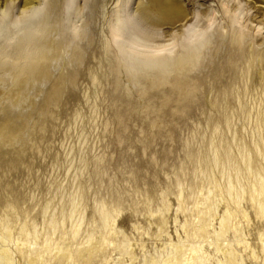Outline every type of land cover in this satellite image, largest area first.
I'll list each match as a JSON object with an SVG mask.
<instances>
[{
	"label": "bare ground",
	"instance_id": "6f19581e",
	"mask_svg": "<svg viewBox=\"0 0 264 264\" xmlns=\"http://www.w3.org/2000/svg\"><path fill=\"white\" fill-rule=\"evenodd\" d=\"M0 4V163L17 167L24 156L23 149L28 144L32 145L31 134L41 129L43 123L49 120L50 109L69 92L66 84L77 73L75 68L83 58L82 46L75 44L67 32H72L80 41L88 35L82 28L84 24L80 28L74 26L73 30L70 24H66L70 18V5L66 6L67 14L62 12L61 0H7ZM188 9L182 0H125L122 6L116 4L111 12L109 35L122 61L120 72L132 77H150L148 71L156 68L162 76L171 71L185 74L215 55L218 61L222 59L226 73L235 72L239 66L238 76L247 79L252 87L257 80L264 79V39H261L263 36L258 38L255 30L262 28L264 0H233L231 5L225 3L220 14L223 20L216 25L206 22L207 27L202 25L200 28L197 18L212 17L218 10L199 4L191 11ZM190 12L195 15V20L191 22L186 19ZM162 25L173 28L161 31ZM154 35L172 41L174 48L160 45L155 52L146 49L145 44H151L153 38L149 37ZM182 99L179 104L184 103ZM250 113L247 116L250 117ZM255 116L260 126L264 127V111ZM231 120L225 116L228 127ZM218 129L216 124L215 131ZM42 134L40 131L37 133L38 137ZM235 137L233 135L227 143H223L221 138L219 145L215 142L217 139L214 140L216 145L210 139L214 146L206 144L209 150L206 154L201 152L204 150L200 145L194 155V150L188 154L186 162L182 160L184 163L181 162L175 172L172 193L178 202L176 211L182 209L184 212L181 227H187L186 231L183 230L185 237L177 236L176 241L170 237L161 245L162 249L156 248V254L144 258L142 263L138 261V264H214V260L215 264H245L235 247L243 246L244 250L248 247L245 235L236 222V213L239 211L247 219L240 203L248 199L256 215L264 219V166L260 163L264 161V137L261 136L263 139L259 142L255 140L257 137L252 141L254 152L238 144L243 141L238 139L237 142ZM97 161V183L102 188L103 182L106 183L102 180L104 169L100 166V158ZM77 178L74 177L75 180ZM77 181L61 200L67 203L66 207H52L49 201L41 212L40 221H31L30 226H26L24 219L25 224L19 228L16 237L12 235L14 220L9 210L0 215V264H66L72 261L74 264H106L110 259L116 264L111 256L114 251L117 252V264H124L125 257L129 258V264L135 262L137 255L134 254L131 238L115 225L122 211L119 193L100 190L94 196L91 207L95 214L86 217L88 205L84 180L78 178ZM219 201L225 204L221 214L216 210ZM162 204L168 210V203L164 201ZM159 211V207L149 209L151 214ZM215 216H218L216 228L213 223ZM23 217L20 216L21 219ZM165 221L167 219L163 218L159 222L158 236ZM93 222L97 225L95 232L98 235L90 238L91 231L94 233L95 229L91 225ZM228 232L231 233L229 238L226 237ZM258 236L263 242L264 235L260 233ZM262 244V262L253 259L254 262L249 264H264V242ZM250 253L257 259L253 249Z\"/></svg>",
	"mask_w": 264,
	"mask_h": 264
},
{
	"label": "rangeland",
	"instance_id": "374dc122",
	"mask_svg": "<svg viewBox=\"0 0 264 264\" xmlns=\"http://www.w3.org/2000/svg\"><path fill=\"white\" fill-rule=\"evenodd\" d=\"M4 1L7 0H0V3ZM116 1L61 0L62 12L67 14L66 6L70 5L69 23L66 24H70L71 30L74 26L80 28L84 24L82 28L88 35L85 36L86 40L82 38L80 41L72 32H67L75 44L82 46L84 55L81 63L75 68L77 73L66 84L69 94H65L62 100L50 109L52 113L49 114V120L43 123L41 129L31 134L32 145L28 144L24 148L26 152L23 149L24 156L17 167L9 166L6 162L0 163V215L9 210L14 220L12 235L16 237L22 225L26 223V226H30L29 222L40 221L41 212L49 201L52 207H66L67 203H62L61 200L78 182L77 179L82 178L88 205V210H85L86 217L95 214L91 207L94 196L100 190L119 193L122 211L117 216L115 225L131 238L134 254L137 255L133 264H138V261L142 263L144 258L156 254L157 249H162L169 239L176 241L177 236L185 237L187 227H181L184 223V212L182 209L176 211L178 202L173 194V187L175 172L187 161L188 154L194 150V155L200 145L201 150H204L201 152L206 154L210 139L214 145V140L217 139L215 142L219 145L221 138L223 143H227L233 135L236 136L237 142L238 139L243 141L238 144L254 152L252 141L256 137L257 141L263 139L264 127L260 126L255 114L264 111V79L257 80V84L252 87L247 79L238 76L239 66L235 72L226 73L222 67V59L218 61V56L215 55L210 60L212 62L199 63L195 70L185 74L171 71L162 76L156 68L153 69L154 72L148 71L150 77H132L131 74L121 73L119 65L122 61L109 35L112 10L116 4H125V0H119L118 3ZM182 2L189 11L198 4L218 10L212 17L197 18L199 28L202 25L207 27L209 23L216 25L221 22L224 4H233V0ZM192 14L193 12H190L186 17L187 21L195 20V15ZM258 19L259 17L256 18ZM261 25V29L255 30L258 38L263 36V40L264 19ZM139 26L142 25L139 23ZM172 28L169 25L160 27L161 31ZM149 38H153L152 43H146L145 48L152 52L160 45L173 47V42L165 41L162 36L154 35ZM107 40L109 48L106 47ZM262 45L264 46V40ZM182 98L184 103L179 104L178 101L183 100ZM185 98H189L188 101ZM248 112H251V119L247 116ZM224 115L232 118L229 127L225 124ZM216 124L219 128L217 131ZM39 131L43 132L41 137L37 135ZM212 143L210 145L214 146ZM97 158H100V166L104 169L102 180L106 183L102 181V188L97 183ZM260 163L264 166V161L261 160ZM215 171L217 176L218 172ZM75 176L78 177L76 180ZM164 201L168 203V210L162 207ZM240 206L246 212L247 219L238 211L236 222L245 235L248 247L244 250L243 246L237 245L239 247L235 246L236 250L245 264L251 261L261 263L264 236L262 242L258 234L264 235V219L256 215L248 199L242 200ZM158 207L160 211L156 214L149 212V209L156 210ZM224 208V202L219 201L217 213L221 214ZM20 216L24 217L21 219ZM163 218L167 221L162 224V233L158 236L157 229ZM94 222L91 225L95 229L94 233L91 231L90 238L98 235ZM17 223L19 225L16 227ZM213 223L215 228L218 227V216L214 217ZM230 236L231 233L228 232L226 237ZM9 245L12 246L11 243ZM203 245L211 250L207 244ZM252 249L256 252L257 259L251 256ZM112 253L111 256L117 264V252ZM214 262L216 263L215 260ZM108 263L115 264L111 259L106 264ZM66 264L74 263L72 261ZM124 264H129L128 257L124 258Z\"/></svg>",
	"mask_w": 264,
	"mask_h": 264
}]
</instances>
